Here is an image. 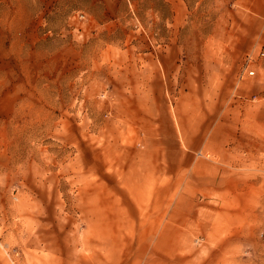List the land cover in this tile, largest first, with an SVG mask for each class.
<instances>
[{"label": "rangeland", "instance_id": "rangeland-1", "mask_svg": "<svg viewBox=\"0 0 264 264\" xmlns=\"http://www.w3.org/2000/svg\"><path fill=\"white\" fill-rule=\"evenodd\" d=\"M262 52L264 0H0V264H264Z\"/></svg>", "mask_w": 264, "mask_h": 264}, {"label": "built area", "instance_id": "built-area-1", "mask_svg": "<svg viewBox=\"0 0 264 264\" xmlns=\"http://www.w3.org/2000/svg\"><path fill=\"white\" fill-rule=\"evenodd\" d=\"M261 57H264V52L261 53ZM251 59H248L247 62H246V65H245V70H244V74L247 76V77H253L255 75V71L250 69V66H249V62H250Z\"/></svg>", "mask_w": 264, "mask_h": 264}, {"label": "crops", "instance_id": "crops-1", "mask_svg": "<svg viewBox=\"0 0 264 264\" xmlns=\"http://www.w3.org/2000/svg\"><path fill=\"white\" fill-rule=\"evenodd\" d=\"M213 89V86L211 85V90ZM215 92V89H214V91H213V93Z\"/></svg>", "mask_w": 264, "mask_h": 264}]
</instances>
